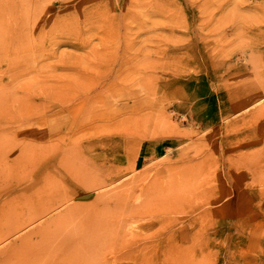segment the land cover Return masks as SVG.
Segmentation results:
<instances>
[{"label":"rangeland","instance_id":"1","mask_svg":"<svg viewBox=\"0 0 264 264\" xmlns=\"http://www.w3.org/2000/svg\"><path fill=\"white\" fill-rule=\"evenodd\" d=\"M260 87L264 0H0V158L28 166L36 144L42 166L61 164L48 217L79 213L53 236L72 245L66 264L91 236L105 259L85 264H264ZM100 193L136 216L96 240L121 216Z\"/></svg>","mask_w":264,"mask_h":264},{"label":"bare ground","instance_id":"2","mask_svg":"<svg viewBox=\"0 0 264 264\" xmlns=\"http://www.w3.org/2000/svg\"><path fill=\"white\" fill-rule=\"evenodd\" d=\"M253 87V86H252ZM263 87V86H262ZM256 88H258V87H256ZM260 89H261V87H260ZM263 89V88H262ZM262 89L260 90V94H262L261 92H264V89H263V91H262ZM250 90H254V88L253 89H250ZM249 90V91H250ZM248 91V92H249ZM254 92V91H253ZM255 93H256V96H255ZM255 93H254V98H256L257 96L259 97L260 96V94H257V92L255 91ZM248 94V93H247ZM251 94V93H250ZM246 95V94H245ZM243 96V97H247V96ZM263 95V94H262ZM249 96V95H248ZM253 96L251 95V97L250 98H252ZM260 98V97H259ZM248 99H249V97H248ZM259 100V99H258ZM252 101H253V99H252ZM251 101V103H253ZM257 101V100H256ZM258 102V101H257ZM254 103H255V101H254ZM261 103H263V102H261ZM251 105V104H250ZM264 105V104H263ZM262 106V105H261ZM264 107V106H263ZM262 107V108H263ZM259 108V107H258ZM243 110V109H242ZM262 110H264V108L263 109H261L259 112L261 113H264V111H262ZM257 112V111H256ZM261 113V114H262ZM136 130V129H135ZM135 130H132V132L133 131H135ZM136 131H138V129L136 130ZM144 131H146V130H144ZM139 133V131L137 132V134ZM135 134V133H134ZM143 135H145V134H143ZM64 148V147H63ZM73 148V147H72ZM71 147H70V149H72ZM66 150H68V149H66ZM62 151H63V149H62ZM67 152H69V151H67ZM45 154L46 156H48V155H50V154H48L49 153V151H48V149L45 147V145L44 146H41V145H36V144H34V146H32V148H31V153H30V157H29V159H27V161H28V166H25L24 165V167H23V164H21V162H19V159L18 158H15V159H13L12 161L13 162H10V163H8V162H6L5 161V159L6 158H3V157H1L0 158V264H66V259H68V258H72V257H69V256H71L68 252H70V250H72L71 249V246H68V245H63L62 244V242H66V240H64V241H61V239L60 238H57L58 240H55L54 238H53V236H55V235H58L59 234V229L61 230V227H62V224H64V226L66 225V223H69L70 222V219L69 218H71V217H73V216H75L74 214H73V216L72 215H69V213L71 212V211H74L73 209H74V207H73V205L71 206V207H73V209L71 210L70 208H69V210H68V208L66 207L65 209L67 210V211H69V213H66V214H64V215H58L59 213H57L56 211V213H55V217H48L51 213H52V208H53V206H55V205H53L54 203H58V202H61L59 199H58V197L57 198H54V196H52V191H54V189H55V187L53 188V187H51L53 190L51 191V192H47V189H49L50 187V183L52 182V180H51V182L48 180V178H47V176L49 175V177L51 176V174H49L50 173V168L51 167H53V174L55 175V172H56V174H58V172H60L61 170H60V166H61V164H57V165H52L50 168L48 167V163L49 162H47V163H44L43 164V166H42V162H40V161H42V154ZM63 153V152H62ZM70 153V152H69ZM68 153V154H69ZM65 154H67L66 152H65ZM54 155V154H53ZM69 155H71V157H72V153L71 154H69ZM73 155H75L76 156V154L74 153ZM51 156H52V154H51ZM51 156H49V157H51ZM63 156V155H62ZM45 158V157H44ZM65 158H67L66 156H65ZM57 159V158H56ZM70 159V158H69ZM69 159H64V160H69ZM60 160V159H59ZM71 160V159H70ZM37 162V163H36ZM59 162V161H58ZM63 162V164L65 165V163H64V161H62ZM67 162V161H66ZM71 162H72V160H71ZM63 164H62V169H65L66 168V165H67V168H68V172L69 171H71V169L72 168H74V166H73V164L72 163H70V164H66L65 165V167L63 166ZM64 167V168H63ZM55 170V171H54ZM73 171H75V170H73ZM66 172V171H65ZM70 173H72V172H70ZM96 174V173H95ZM100 174V173H99ZM111 174V173H110ZM110 174H108V175H110ZM116 174H118V172L116 173ZM47 175V176H46ZM108 175H106V176H108ZM112 176H114V175H112ZM60 177H61V175H60ZM89 176H87V178H88ZM94 177V176H93ZM101 177V176H100ZM99 177V178H100ZM57 178V177H56ZM77 178V177H76ZM90 178H91V176H90ZM107 178V177H106ZM71 179H73V177L71 178ZM115 179V178H114ZM55 181L57 180V179H54ZM95 180H97V178H95L94 180H92V182L93 181H95ZM123 180V179H122ZM121 180V181H122ZM60 181V180H59ZM82 181V180H81ZM102 181V180H101ZM133 181H135V180H133ZM158 181H160V180H158ZM76 182V181H75ZM87 184H89L90 185V183H91V181H90V179H86V181H85ZM129 182V181H128ZM132 182V181H131ZM136 182V181H135ZM55 183V182H54ZM81 183V182H80ZM96 183V182H95ZM94 183V184H95ZM162 183V182H161ZM61 184H62V182H61ZM77 184H79V183H77ZM116 184V183H115ZM132 184V183H131ZM58 185V184H57ZM80 185V184H79ZM97 185V184H96ZM105 185V184H104ZM114 185V184H113ZM121 185V184H120ZM126 185V184H125ZM134 185V184H133ZM159 185V184H158ZM52 186V185H51ZM62 186V185H61ZM61 186H59V187H61ZM132 186V185H131ZM137 186V185H136ZM162 186V185H161ZM92 187H93V185H92ZM98 187V186H97ZM51 188H50V190H51ZM56 188H57V186H56ZM62 188V187H61ZM60 188V189H61ZM102 188V187H101ZM115 188V187H114ZM131 189H132V187H130ZM153 188V187H152ZM159 188V187H158ZM157 188V189H158ZM58 189V188H57ZM64 189V188H63ZM90 189H91V187H90ZM96 189V188H95ZM95 189H93V190H95ZM106 189H108V187L106 188ZM111 189V188H110ZM115 189H117V188H115ZM121 189V188H120ZM146 189V188H145ZM155 189V188H154ZM66 190H67V188H66ZM133 190V189H132ZM132 190H130V191H132ZM144 190V189H143ZM159 190H161V188L159 189ZM65 191V190H64ZM70 191V190H69ZM102 191V190H101ZM115 191V190H114ZM124 191V190H123ZM105 193H106V191H104ZM107 192H109L110 194H111V192L110 191H108L107 190ZM147 192V191H146ZM153 193H154V191H152ZM158 192V191H157ZM56 193V192H55ZM54 193V194H55ZM58 193V192H57ZM56 193V194H57ZM105 193H100V194H104V196H105ZM113 193V192H112ZM131 193V192H130ZM151 193V192H150ZM63 194V193H62ZM62 194H60V195H62ZM66 194H68V193H66ZM141 194V193H140ZM152 194V193H151ZM106 195H107V193H106ZM130 195V194H129ZM57 196V195H56ZM67 196H71V194L69 195H67ZM99 196V195H98ZM103 196V195H102ZM110 196V195H109ZM131 196V195H130ZM66 197V196H65ZM158 197H159V195H158ZM60 198V197H59ZM69 199H70V197H68ZM71 198H74L75 199V197L74 196H72ZM127 198V197H126ZM62 199H64V196H63V198ZM105 199L106 200H103L102 202V204L105 206V205H117V206H115L114 208H116V207H118L119 208V214L121 215L120 216V218H118V216H116L118 219H115V220H113V222L112 223H108L107 224V222H106V225L104 224V225H102L101 224V226H98L95 230H94V232L95 233H98V236H96V240H97V238L99 239L101 236H99V234L101 233V234H104V235H106L107 234V232H112L111 233V235L109 234V236H112V237H114V236H117V235H114V234H117V233H119V232H121V228H122V225H123V223L124 222H127V221H124V219L125 218H133V217H135L134 216V214H135V207L136 206H134V207H129L128 205V208L125 206V204H124V202L122 201V199H124V194L123 193H121V194H118V195H113L111 198H106V196H105ZM95 200V199H94ZM156 200V199H155ZM162 200V199H161ZM160 200V201H161ZM64 201V200H63ZM66 201V200H65ZM64 201V202H65ZM68 201V200H67ZM71 201V200H70ZM101 201V200H100ZM129 201V200H128ZM154 201V200H153ZM157 201H159V199L157 198ZM156 201V202H157ZM138 202V201H137ZM93 203H95V202H92L91 204H93ZM68 204V203H67ZM97 204V203H96ZM101 204V203H100ZM76 205V204H75ZM97 205H99V204H97ZM110 205V206H111ZM136 205V204H135ZM141 205V204H140ZM152 205H154V204H152ZM58 206H61L60 205V203H59V205ZM58 206H56L57 208H58ZM77 206H82V204H79V203H77ZM84 206V205H83ZM83 206H82V208H83ZM88 206V205H87ZM89 206H91V205H89ZM94 206V205H93ZM151 206V205H150ZM92 207V206H91ZM123 207V208H122ZM55 208V207H54ZM62 208V207H61ZM60 208V209H61ZM76 208V207H75ZM100 208H101V205H100ZM125 208H127V209H125ZM144 208V207H143ZM64 209V210H65ZM80 209H81V207H80ZM88 209V208H87ZM99 209V208H98ZM97 209V210H98ZM102 209V208H101ZM101 209H99V212H100V210ZM107 209V208H106ZM167 209V208H166ZM64 210H63V213H65L64 212ZM79 210V209H78ZM94 210V209H93ZM165 210V209H164ZM169 210V209H168ZM76 211V210H75ZM75 211H74V213H75ZM81 211V210H80ZM83 211V210H82ZM106 211V210H105ZM108 211V210H107ZM148 211V210H147ZM153 211H154V209H153ZM166 211V210H165ZM86 212V211H85ZM109 212V211H108ZM151 212V211H150ZM62 213V214H63ZM144 213V212H143ZM153 213V212H152ZM76 214H77V211H76ZM81 214V213H80ZM88 214H89V212H88ZM97 214V213H96ZM108 214H110L111 215V213H108ZM114 214V213H113ZM112 214V215H113ZM142 214V213H141ZM146 214V213H145ZM144 214V215H145ZM150 214V213H149ZM159 214H161V213H159ZM165 214V213H164ZM167 214V213H166ZM77 215H79V213L77 214ZM82 215V214H81ZM83 215H85V214H83ZM115 215V214H114ZM139 215H140V213H139ZM54 216V215H53ZM71 216V217H70ZM87 216V215H86ZM69 217V218H68ZM110 217V216H109ZM150 217V216H149ZM168 217V216H167ZM68 218V222H67V219ZM76 218V217H75ZM74 218V219H75ZM87 218H88V216H87ZM111 218V217H110ZM156 218V217H155ZM164 218V217H163ZM73 219V220H74ZM85 219H86V217H85ZM97 219V218H96ZM95 219V220H96ZM99 219V218H98ZM72 220V221H73ZM76 220V219H75ZM83 220H84V218H83ZM156 220V219H155ZM157 220H158V218H157ZM163 220V219H162ZM64 221L66 222V223H64ZM77 221V220H76ZM105 221V220H104ZM107 221V220H106ZM84 222H85V220H84ZM89 222H91V220L89 221ZM86 223V222H85ZM85 223H82V224H85ZM103 223H105V222H103ZM96 224V223H95ZM126 224V223H125ZM124 224V227H126V225ZM130 224V223H129ZM36 225V226H35ZM71 225V224H70ZM75 226L76 225H78V224H74ZM128 225V224H127ZM35 226V227H34ZM79 226V225H78ZM78 226H76V228L78 227ZM83 226V225H82ZM70 226H68V229H70L69 228ZM84 227V226H83ZM123 227V228H124ZM166 227V226H165ZM93 228V227H92ZM108 228V229H107ZM63 229H64V227H63ZM62 229V230H63ZM73 229H74V227H73ZM72 229V230H73ZM78 229H79V227H78ZM131 229V228H130ZM66 230H67V228H66ZM71 230V229H70ZM71 230V231H72ZM75 230V229H74ZM77 230V229H76ZM81 230V229H80ZM127 230H128V228H127ZM127 230H126V232H127ZM169 230V229H168ZM78 231V230H77ZM90 231V230H89ZM88 231V232H89ZM125 231V229L123 230V233H122V235L124 234H127V233H125L124 232ZM175 230H173V232H174ZM61 232H64V231H61ZM69 232V231H68ZM75 232V231H74ZM73 232V233H74ZM91 232V231H90ZM129 232V231H128ZM132 232V231H131ZM142 232V231H141ZM169 232V231H168ZM178 232V231H177ZM83 233V232H82ZM85 233H87V232H84L83 234H85ZM157 233L159 234V232L157 231ZM160 233H162V232H160ZM167 233V232H166ZM175 233V232H174ZM72 234V233H71ZM76 234V233H75ZM75 234H74V236H75ZM113 234V235H112ZM137 234H140V233H137ZM143 234V233H142ZM141 234V235H142ZM61 235H62V233H60L59 235H58V237H61ZM68 235H69V237H67V236H64V237H67V238H69V241H70V233H68ZM79 235V234H78ZM88 235V234H87ZM96 235V234H95ZM104 235H102V236H104ZM108 235V234H107ZM106 235V236H107ZM123 235V236H124ZM130 235V234H129ZM128 235V236H129ZM141 235H139V237L141 236ZM152 235V234H151ZM162 235V234H161ZM173 236H174V234H172ZM176 235V234H175ZM81 236H83V235H81ZM85 236H86V234H85ZM85 236H83V238L85 237ZM108 236V237H109ZM118 236H119V234H118ZM126 236V235H125ZM143 236V235H142ZM141 236V237H142ZM149 236V235H148ZM152 236H155L154 234L152 235ZM158 236V235H157ZM168 236V235H167ZM190 236H192V235H190ZM14 237V239H11V238H13ZM63 237V236H62ZM61 237V238H62ZM92 238V240H89V238L90 237H87L88 239H82V240H80V238H77V240L79 239V241L81 242V241H85V242H87V243H82V245H81V243H78V241H77V243L78 244H80L81 246H80V248H79V246H78V251L76 252V253H78L77 255H76V257L74 258V260H79V261H82L84 264L85 263H87V262H90V260L93 258H95V257H97L98 258V256H95V253H94V249H93V245H94V239L95 238H93V236H91ZM95 237V236H94ZM108 237H105V238H107V240L110 238H108ZM120 237V236H119ZM122 237V236H121ZM163 237V236H162ZM175 237V236H174ZM66 238V239H67ZM105 238H102V243L104 242L103 241V239H105ZM124 238V237H123ZM143 238H145V237H143ZM157 238V237H156ZM60 239V240H59ZM113 239V238H112ZM125 239V238H124ZM128 239H130L129 237H128ZM128 239H126V240H128ZM150 239V238H149ZM183 239V238H182ZM193 239V238H192ZM94 240V241H93ZM111 240V239H110ZM114 240V239H113ZM112 240V241H113ZM121 240V244H123L124 245V243H122V242H124V240H122V239H120ZM126 240H125V242H126ZM140 240V239H139ZM138 240V241H139ZM141 240H142V238H141ZM140 240V241H141ZM147 241H148V239H146ZM172 240H173V238H172ZM68 241V242H69ZM93 243V245H91L92 243ZM100 241V242H101ZM111 241V242H112ZM137 241V240H136ZM146 241V242H147ZM169 241V240H168ZM5 242H7L6 244H5ZM97 242H99V240L98 241H95V243H97ZM106 242H108L109 243V241H106ZM106 242H105V244H106ZM110 242V243H111ZM114 242V241H113ZM113 242H112V244H113ZM132 242L134 243V241L132 240ZM153 243H154V241H152ZM156 242V241H155ZM172 242V241H171ZM175 241H173V243H174ZM74 243H75V241H74ZM128 243V242H127ZM133 243H132V245H133ZM143 243H145V242H143ZM157 243V242H156ZM155 243V244H156ZM182 243V242H181ZM181 243H179V244H181ZM184 243V242H183ZM141 244V243H140ZM150 244V243H149ZM168 244H169V242H168ZM168 244H167V247H168ZM179 244H178V246H179ZM103 245V244H102ZM115 245H117L116 243H115ZM144 245V244H143ZM147 245V244H146ZM152 245V244H151ZM149 246L150 248H152V246ZM156 245H158V244H156ZM170 245V244H169ZM173 245H175V244H173ZM194 245H196V243L194 244ZM118 246V245H117ZM125 246V245H124ZM124 246H123V248H124ZM128 246V244H126V246L125 247H127ZM138 246V245H137ZM178 246H176V247H178ZM86 247H87V250H85L86 249ZM133 247V246H132ZM146 247V246H145ZM149 247H147V248H149ZM155 247V246H154ZM170 247H172V245L170 246ZM180 247V246H179ZM178 247V248H179ZM181 247H183V246H181ZM180 247V248H181ZM187 247H188V245H187ZM195 247V246H194ZM116 248V247H115ZM146 248V250H148ZM149 248V249H150ZM169 248V247H168ZM190 248V247H189ZM83 249H84V251H83ZM99 249V248H98ZM101 249V248H100ZM105 249V248H104ZM134 249V248H133ZM162 249V248H161ZM172 249V248H171ZM182 249V248H181ZM191 249H192V247H191ZM103 250V249H102ZM109 249H107V251H108ZM127 250V249H126ZM131 250V249H130ZM135 250H136V248H135ZM141 250V249H140ZM144 250V249H143ZM165 250V249H164ZM167 250V249H166ZM169 250V249H168ZM176 250H178V249H176ZM190 250V249H189ZM106 251V252H107ZM138 251V250H137ZM142 251V250H141ZM161 251V250H160ZM172 250H170V253H171V256H173V252H171ZM181 251V250H180ZM74 252H75V250H74ZM96 253H97V251H95ZM99 252V251H98ZM123 252V251H122ZM126 252V251H125ZM125 252H123V254L125 253ZM128 252V251H127ZM136 252V251H135ZM135 252H132V253H135ZM151 253L153 252V250H151L150 251ZM176 252V251H175ZM183 252H184V250H183ZM75 253V254H76ZM100 253V252H99ZM132 253H130V254H132ZM147 253H148V251H147ZM150 253V254H151ZM161 253V252H160ZM179 253V252H178ZM75 254H74V256H75ZM101 254V253H100ZM100 254H97V255H100ZM126 254V253H125ZM136 254V253H135ZM162 254V253H161ZM165 254V253H164ZM167 254V253H166ZM164 255V256H167V255ZM181 254H182V252H181ZM184 254V253H183ZM105 255V254H104ZM133 255V254H132ZM137 255H138V252H137ZM141 255H143V253L141 254ZM147 255V254H146ZM175 256H177L176 254H174ZM178 255H180V254H178ZM185 255V254H184ZM103 256V254L102 255H100V257H102ZM129 256H131V255H129ZM128 256V258H130ZM169 256V255H168ZM167 256V257H168ZM100 257H99V259H97L98 261L100 260H104L105 258L104 257H102L103 259H100ZM135 257V256H134ZM133 257V258H134ZM139 257H140V253H139V256L137 257L136 256V259L138 258L139 259ZM152 257V256H151ZM179 257V256H178ZM181 257H183V255H181ZM180 257V258H181ZM125 258V257H124ZM166 258V257H165ZM169 258V257H168ZM168 258H166L164 261L165 262H167V259ZM174 258V257H173ZM184 259H185V257H183ZM135 259V260H136ZM144 259V258H143ZM153 259V258H152ZM175 259V258H174ZM177 260H178V258H176ZM187 259V258H186ZM70 260V259H69ZM95 260H96V258H95ZM97 260H96V262H97ZM131 260H133V259H131ZM163 260V259H162ZM176 260V261H177ZM183 260V259H182ZM181 260V261H182ZM71 261V260H70ZM129 261V260H128ZM147 261V260H146ZM169 261H171V260H169ZM180 261V262H181ZM184 261H186V260H184ZM78 262V261H77ZM82 262H79L80 264H82ZM92 262V261H91ZM150 262V261H149ZM175 262V261H174ZM179 262V261H178ZM187 263L189 262V264H191V262L190 261H186ZM68 264L70 263V262H67ZM92 263H94V262H92ZM99 263V262H98ZM132 263H134L133 261H132ZM138 263V262H137ZM142 263H144V262H142ZM142 263H140V264H142ZM162 263H164V262H162ZM173 263V262H172ZM171 263V264H172ZM182 263H184V262H182ZM181 263V264H182ZM76 264V263H75ZM103 264V263H102ZM175 264V263H174ZM178 264H180V263H178Z\"/></svg>","mask_w":264,"mask_h":264},{"label":"water","instance_id":"3","mask_svg":"<svg viewBox=\"0 0 264 264\" xmlns=\"http://www.w3.org/2000/svg\"><path fill=\"white\" fill-rule=\"evenodd\" d=\"M88 197V195H86V196H82V197H80L79 199H84V198H87Z\"/></svg>","mask_w":264,"mask_h":264}]
</instances>
